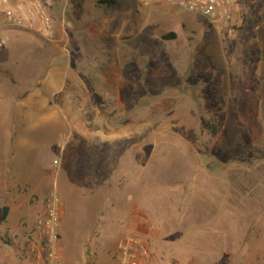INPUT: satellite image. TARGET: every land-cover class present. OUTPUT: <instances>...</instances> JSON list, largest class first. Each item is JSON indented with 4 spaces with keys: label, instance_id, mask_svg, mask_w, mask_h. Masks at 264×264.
I'll return each mask as SVG.
<instances>
[{
    "label": "rangeland",
    "instance_id": "1",
    "mask_svg": "<svg viewBox=\"0 0 264 264\" xmlns=\"http://www.w3.org/2000/svg\"><path fill=\"white\" fill-rule=\"evenodd\" d=\"M41 1L53 39L4 27L34 42L0 50V81L9 97L40 89L34 98L58 102L73 123L69 135L24 124L32 145L19 158L37 171L32 187L22 165L2 172L3 203L30 230L55 184L64 264H112L129 235L157 264H264L252 257L264 247V86L249 57L264 54V33L250 34L264 29V0H236L248 20L223 42L201 15L164 0ZM55 66V84L43 83ZM218 244L219 261L199 255Z\"/></svg>",
    "mask_w": 264,
    "mask_h": 264
},
{
    "label": "crops",
    "instance_id": "2",
    "mask_svg": "<svg viewBox=\"0 0 264 264\" xmlns=\"http://www.w3.org/2000/svg\"><path fill=\"white\" fill-rule=\"evenodd\" d=\"M86 1V0H85ZM55 4V3H54ZM56 4H59V0L56 1ZM236 1V9L234 11L233 17L228 20L227 22H223L222 28L223 30H216L213 28L216 36L219 37L220 41L223 42L224 38L227 40L229 37H232L238 33H241L240 29L242 27H245V23L248 20V17L246 15L241 14V9L239 8V4L237 5ZM246 19V20H244ZM245 21V22H244ZM76 25H78V22H75ZM6 27L4 23L0 25V39L5 40L4 46H0L1 51H12L14 49H17L20 47V49H23L25 42H34L32 41V37L24 36L20 34L16 35H6L5 29ZM55 27V26H54ZM259 26L256 24L253 27H249V33L253 29H258ZM264 29L260 31V33H257V30H253L250 34L252 37V40H256V36L260 34V37ZM28 39V40H26ZM252 43V42H251ZM16 44L20 46H16ZM124 46L123 44H121ZM120 45V46H121ZM256 44H250V47L254 50L257 49ZM223 50V49H222ZM262 51V49H261ZM264 51V50H263ZM252 50L249 51V57H251L252 62L250 64L252 65L251 69H254V73L256 74V77L259 80V87L264 86V81H261L260 75L264 73V54H260L259 62L256 63L253 60L252 56ZM247 57V54H244ZM263 57V58H262ZM52 62L59 60V58H52ZM59 67H51L50 68V77L45 79L43 83H46L47 85H53V75L55 70H57ZM0 73L3 75L4 73H7L6 70L0 69ZM11 78L14 80V84H17V80L14 79V77ZM16 80V81H15ZM61 84V83H59ZM18 92L21 91V88L18 86ZM5 84L3 86V83L0 81V139H2V142H0V174L4 172V176L7 175L8 177H12V174L17 175L18 169H17V163L22 165L24 173L19 177V179L22 181V186H33L31 181L35 177V173L37 171V165H30L23 159L19 158L20 150H26L30 149L32 143L31 138L23 137L20 135L21 131L23 130L22 127L25 123H30L33 125V127L38 126V123L43 122L44 124H47V129L51 134L59 135V134H70L71 132V125H72V118L67 117L65 113L61 111V106L57 104L58 102H51L49 99H35V94L41 95L42 91L34 90V92H30L27 97L21 98V92L14 97H9L5 94ZM249 90V89H248ZM55 90L50 92L53 94ZM58 110H60V114L58 115ZM261 117L264 119V112L261 113ZM41 120V121H40ZM28 130H25L26 134ZM60 135V136H61ZM87 138V137H86ZM53 144H50L49 147L52 148ZM28 149V150H29ZM22 154V153H21ZM7 171V172H5ZM11 172V173H9ZM15 180V177H13L12 181ZM6 181L5 179L3 180ZM27 181V182H26ZM34 182V180H33ZM20 183V184H21ZM15 185V183H13ZM10 193V189H6V194ZM8 206V213L5 218L2 217L1 210H0V264H27V261L25 260V257H21L20 252L23 250L25 252V247L27 245V234H29L30 230L25 225L24 220H19L20 216H16L11 212V205L9 203H3V200L0 199V209L3 206ZM39 211H40V205H39ZM10 218L15 219L16 221L9 220ZM258 228V227H257ZM258 230V229H257ZM61 236V232L60 235ZM60 241L62 243V239L60 237ZM218 248L216 250H205L201 249L202 251L199 252L200 256H202L205 260H214L215 262L219 261L220 255H223L225 252V249L218 244ZM63 247V243H62ZM200 251V250H199ZM23 252V253H24ZM80 252V251H79ZM82 253V251H81ZM80 253V254H81ZM79 254V256H80ZM253 262L254 263H264V247H257L255 248V254L252 255ZM88 257H85V259ZM112 264L115 263L114 256H111ZM202 260V259H201ZM157 261L153 259V255L150 256L147 264H157ZM72 264H81L79 261H73Z\"/></svg>",
    "mask_w": 264,
    "mask_h": 264
},
{
    "label": "built area",
    "instance_id": "3",
    "mask_svg": "<svg viewBox=\"0 0 264 264\" xmlns=\"http://www.w3.org/2000/svg\"><path fill=\"white\" fill-rule=\"evenodd\" d=\"M169 5L191 14L201 15L210 26L222 31L223 22L233 17L236 0H164ZM0 18L9 28L21 29L52 40L54 23L47 6L41 0H0ZM4 43L0 39V46ZM57 147L63 148L60 142ZM58 168V159L52 160ZM40 211L27 234L25 260L27 264H64L60 241L61 218L64 204L54 184L50 193L42 198ZM145 240L136 235L125 236L119 242L114 264H147L151 256Z\"/></svg>",
    "mask_w": 264,
    "mask_h": 264
},
{
    "label": "trees",
    "instance_id": "4",
    "mask_svg": "<svg viewBox=\"0 0 264 264\" xmlns=\"http://www.w3.org/2000/svg\"><path fill=\"white\" fill-rule=\"evenodd\" d=\"M99 3H102V4H107L108 6H110L113 1L112 0H98ZM174 35V33H169L166 37H172ZM213 131H215L214 127L212 128Z\"/></svg>",
    "mask_w": 264,
    "mask_h": 264
},
{
    "label": "water",
    "instance_id": "5",
    "mask_svg": "<svg viewBox=\"0 0 264 264\" xmlns=\"http://www.w3.org/2000/svg\"><path fill=\"white\" fill-rule=\"evenodd\" d=\"M7 213H8V207L5 206V207L2 208V217L5 218Z\"/></svg>",
    "mask_w": 264,
    "mask_h": 264
}]
</instances>
